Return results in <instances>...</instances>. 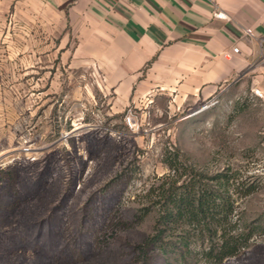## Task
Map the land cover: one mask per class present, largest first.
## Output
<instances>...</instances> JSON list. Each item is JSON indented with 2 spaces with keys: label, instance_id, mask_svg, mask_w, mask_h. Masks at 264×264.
Returning <instances> with one entry per match:
<instances>
[{
  "label": "rangeland",
  "instance_id": "obj_1",
  "mask_svg": "<svg viewBox=\"0 0 264 264\" xmlns=\"http://www.w3.org/2000/svg\"><path fill=\"white\" fill-rule=\"evenodd\" d=\"M14 28L11 49L0 43V264H164L142 248L153 212L140 214L166 162L253 188L234 195L248 247L221 264H264V106L249 84L203 110L159 115L147 101L106 115L90 72L56 52L52 35L44 56L34 35L30 58L24 26Z\"/></svg>",
  "mask_w": 264,
  "mask_h": 264
},
{
  "label": "crops",
  "instance_id": "obj_2",
  "mask_svg": "<svg viewBox=\"0 0 264 264\" xmlns=\"http://www.w3.org/2000/svg\"><path fill=\"white\" fill-rule=\"evenodd\" d=\"M18 25L30 58L39 31L40 54H49L52 35L56 52L90 72L106 115L143 111L147 101L159 115L192 111L235 87L264 88V0H0V43L9 50Z\"/></svg>",
  "mask_w": 264,
  "mask_h": 264
},
{
  "label": "trees",
  "instance_id": "obj_3",
  "mask_svg": "<svg viewBox=\"0 0 264 264\" xmlns=\"http://www.w3.org/2000/svg\"><path fill=\"white\" fill-rule=\"evenodd\" d=\"M166 163L169 173L150 186L140 214L153 212L143 250L156 251L164 264L170 259L188 264L199 254L208 264H221L247 248L253 232L233 221L234 195L244 188L240 195L247 196L253 188L243 187L234 173L208 175L193 167L179 172L173 162Z\"/></svg>",
  "mask_w": 264,
  "mask_h": 264
},
{
  "label": "built area",
  "instance_id": "obj_4",
  "mask_svg": "<svg viewBox=\"0 0 264 264\" xmlns=\"http://www.w3.org/2000/svg\"><path fill=\"white\" fill-rule=\"evenodd\" d=\"M214 17L217 18V19H226V15L221 12V11H218V12H215L214 14ZM243 34L248 37V38H251V39H255V34L253 32V30L251 28H244L243 29ZM259 46L262 47V45L264 44V39H260L259 40ZM231 54H238L239 53V48L237 46H233L232 49H231ZM230 53H225L224 56L226 58H228L227 56H230L231 54ZM251 93L253 94V96L259 100H261L263 103H264V88L262 89H251ZM218 103V99L217 98H213L211 100H208L207 102H205L204 104H202L200 110H203L211 105H214ZM126 116H132V114L130 113V110L129 112H127V115ZM126 122L128 123V125H130V117H127L126 119Z\"/></svg>",
  "mask_w": 264,
  "mask_h": 264
}]
</instances>
